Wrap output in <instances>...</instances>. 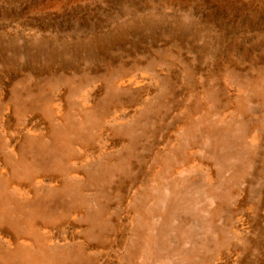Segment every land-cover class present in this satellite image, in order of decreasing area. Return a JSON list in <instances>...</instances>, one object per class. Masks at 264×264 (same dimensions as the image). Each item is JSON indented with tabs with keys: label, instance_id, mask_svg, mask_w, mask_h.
Masks as SVG:
<instances>
[{
	"label": "rangeland",
	"instance_id": "rangeland-1",
	"mask_svg": "<svg viewBox=\"0 0 264 264\" xmlns=\"http://www.w3.org/2000/svg\"><path fill=\"white\" fill-rule=\"evenodd\" d=\"M0 195V264H264V0H0Z\"/></svg>",
	"mask_w": 264,
	"mask_h": 264
},
{
	"label": "bare ground",
	"instance_id": "bare-ground-1",
	"mask_svg": "<svg viewBox=\"0 0 264 264\" xmlns=\"http://www.w3.org/2000/svg\"><path fill=\"white\" fill-rule=\"evenodd\" d=\"M54 140H53V142H54V146L56 147V146H58L59 145V143L61 142V139H59L58 140V138H53ZM39 169V168H38ZM45 171V170H44ZM57 171V170H56ZM63 184H64V186H61L60 185V188H58L59 190H61V189H63V188H65V183L63 182ZM59 187V186H58ZM145 195H147V194H145ZM2 197V195H0V198ZM2 213L4 212V210H2L1 211ZM2 213H1V215H0V220H1V218H3L2 217ZM8 214H6V215H4V216H7ZM131 223L133 224V221H131ZM131 224V225H132ZM0 226H1V224H0ZM146 230H147V225H146V227H144L143 225L142 226H140L139 225V229L137 230L138 231V234L136 235L137 236V240L139 241V244L137 245V247H135L134 245H132L131 246V248L129 249V250H127L126 251V254H125V256H124V258H120L119 259V264H137L136 263V260H137V258H138V256H139V254H140V252L143 250V242L145 241H147V239H148V236L146 235ZM148 233V232H147ZM144 234H145V237H144ZM53 239V238H52ZM129 239H127V241H128ZM0 241H2V242H4L2 239H0ZM137 249V252L134 250V249ZM17 249H20L19 247H17ZM13 250H15V249H13ZM16 252H20L21 250H15ZM16 254H18V253H16ZM13 255H15V253L13 254Z\"/></svg>",
	"mask_w": 264,
	"mask_h": 264
}]
</instances>
